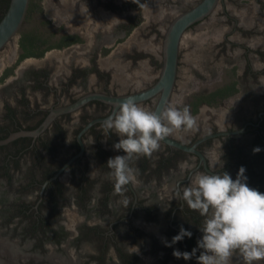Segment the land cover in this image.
I'll return each mask as SVG.
<instances>
[{
	"label": "flooded vegetation",
	"instance_id": "flooded-vegetation-1",
	"mask_svg": "<svg viewBox=\"0 0 264 264\" xmlns=\"http://www.w3.org/2000/svg\"><path fill=\"white\" fill-rule=\"evenodd\" d=\"M201 1L98 0L97 9L101 6L117 15L116 22L99 24L95 30H89L87 22L81 21L85 25L83 32H90L91 41L72 34L76 40L73 44L56 49L67 51L62 59L48 58L39 66L37 63L23 65L24 59L18 64L15 75L3 80L0 85V141L19 131L36 129L51 108L70 105L88 93L124 95L151 87L162 69L164 37L171 22ZM256 3L264 11V0H256ZM93 4L94 0H74L70 5L63 4L61 11L73 14L76 19L79 14L90 12L94 18L98 10H94ZM219 7L223 8L231 25L220 46L240 48L243 62L242 74L234 81L238 91L223 101L244 90L249 102L247 108L234 114L228 126L213 128L202 137L218 132L231 134L206 140L197 149L205 155L207 167L214 174L227 172L235 179L243 167L248 186L264 193V21L253 19L257 29L240 28L237 16L228 11L225 0H219L209 16L186 30L181 44L186 34L208 20ZM146 8L152 10L151 19L146 27H141ZM237 34L248 40L238 42ZM72 54H81V62H77L75 56L74 60L68 59ZM178 73L179 64L177 79ZM175 88L176 83L174 91ZM158 99L159 95L139 104L154 112ZM203 105L207 104H201L197 110ZM112 111L111 105L90 102L73 113L57 117L35 139L18 137L0 145V228L8 233L7 238L0 236V246L4 243L9 250L7 253L14 252L10 240L15 236L10 233L14 227L20 228L21 240L32 245V249L31 256L27 254L26 260L19 264H50L49 256H56V253L68 264H75L67 258L69 253L64 248L69 241L80 250L85 245L94 249L95 255L89 253L87 257L96 264H111L110 260L116 264H147L155 258H159L158 264H180L173 255L176 249L191 253L197 248L204 217L191 210L176 194L177 188L182 190L189 186L195 173H208L194 154L161 141L158 151L151 157H133L130 166L137 170V182L126 186L123 195H115L106 163L109 158L124 153L113 148L119 137L106 131L99 121L80 137L83 155L58 178L52 179L81 151L78 135L84 127L91 121L107 118ZM71 134L72 139H69ZM202 137L188 143L177 140L192 145ZM254 148L260 151L254 152ZM89 149L92 150L91 159L87 157ZM212 150L215 167L209 155ZM190 157L195 159L193 166L178 176L176 172ZM93 170H96L94 176L91 175ZM64 176L65 182L62 181ZM66 209L82 217L75 221L77 229L73 235L63 222ZM31 225H48L54 230L63 228L66 236L61 239L55 234L32 235L28 232ZM181 228L190 231L191 237L185 236L173 243V237ZM49 245H54L56 251L51 252ZM131 246L135 249L131 250ZM200 251L197 249L192 259L182 260L197 264ZM33 256L42 259L37 261ZM235 257L238 256L234 255V260ZM239 263L243 264L242 259Z\"/></svg>",
	"mask_w": 264,
	"mask_h": 264
},
{
	"label": "rangeland",
	"instance_id": "rangeland-1",
	"mask_svg": "<svg viewBox=\"0 0 264 264\" xmlns=\"http://www.w3.org/2000/svg\"><path fill=\"white\" fill-rule=\"evenodd\" d=\"M74 0H40V10L35 6L37 0H30V4L27 10L26 18L21 26L17 35L10 41L5 48L0 52V85L7 76L15 75L17 71V60L14 62L13 57L20 54L19 42L22 33H29L31 31H40L45 33L47 37H51V33H55L52 38V42L58 41L62 35L79 34V36L86 42L91 41L90 32H83L85 25L81 21H86V28L89 30H95L97 25H111L116 22L117 15L106 11L101 6L97 9L98 0H94V10H98L97 17H93L90 12H83L79 14L80 17L76 19L73 14H67L61 11L63 4L70 5ZM197 0H188L189 3ZM225 6L228 8L230 13L237 16L240 22V28H255L253 25V19L264 21V11L259 8L256 0H225ZM154 12V11H153ZM144 23L141 27H146V24L151 19L149 16L152 15V10L146 8L144 12ZM252 19V23H251ZM231 29V25L227 16L223 14V8L219 7L213 15L200 24L196 29L186 34L180 48V62H179V73L176 82V88L172 96L170 104L178 108L189 106L191 114L196 117L197 126L194 130H180L174 132L171 136L176 139L182 140L183 142H191L195 138L202 137L205 134L211 132L213 128H222L228 126L231 122L232 117L241 108H247L248 100L244 94V90L225 100L215 106L203 105L200 110L195 112L194 104L198 102V99L202 96L214 92L215 90L230 85L235 81L238 76L242 74L243 62L240 60V54L242 50L240 48L220 46L224 40V34ZM235 37V36H234ZM91 38V39H90ZM233 39V37H231ZM238 42L245 43L248 39L241 37L237 34ZM162 40V38H161ZM162 43V41L160 42ZM256 48V47H255ZM67 51L65 50H54L50 53L49 59H62ZM13 60V61H12ZM33 63L31 61L26 64ZM258 66V65H257ZM72 134L69 135V139H72ZM92 151H88V159H91ZM211 163L215 167V153L210 151L209 153ZM189 162H185L177 173L178 176H182L190 167L193 166L195 159L190 157ZM96 174V170L91 173L92 176ZM180 176V177H181ZM66 177L62 178L65 182ZM177 178L173 180L172 186ZM21 182V181H20ZM22 183V182H21ZM168 197V196H162ZM63 222L66 227L71 231L72 235L76 232L75 221L81 220V216L74 211L69 209L64 210ZM14 229L10 234L14 237L10 240L12 243V253H7L9 250L0 246V264H19L26 260L27 254L31 256L32 245L25 244L21 240V234L19 233L20 228ZM153 229V228H152ZM7 231L0 228V236L7 238ZM20 236V237H19ZM18 237V238H16ZM51 252L56 251L54 245L48 246ZM65 250L69 253L67 258H70L75 264H96L88 259L89 253L95 255L94 249L89 246H84L82 250L74 247L72 242L64 245ZM20 250V253L16 251ZM134 250V247H130ZM27 250V251H26ZM177 250V249H176ZM175 250V251H176ZM56 253V252H55ZM9 254V255H8ZM50 255V264H68L63 257L58 255ZM25 256V257H24ZM55 256V257H54ZM34 257V256H33ZM238 258V260H237ZM232 258V264H240L239 257ZM35 260L40 261L42 258L34 257ZM48 259V258H46ZM178 259V258H177ZM150 261V259L148 260ZM159 258L151 260L147 264H158ZM180 264H190L187 261H183L179 258ZM111 264H116L114 260H110ZM169 264H179L177 262H169ZM264 264V263H263Z\"/></svg>",
	"mask_w": 264,
	"mask_h": 264
},
{
	"label": "clouds",
	"instance_id": "clouds-1",
	"mask_svg": "<svg viewBox=\"0 0 264 264\" xmlns=\"http://www.w3.org/2000/svg\"><path fill=\"white\" fill-rule=\"evenodd\" d=\"M102 126L119 137L113 148L124 153L106 163L114 194L123 195L126 186L137 182V170L130 166L133 157H151L163 139L180 130H194L197 120L189 106L181 109L169 104L157 114L141 106L135 97H128L102 121ZM244 172L241 167L235 179L227 172H197L190 178L189 186L177 188L179 199L204 220L197 248L191 253L176 250V258L190 260L200 249L197 264H231L234 255L243 264L264 261V193L248 186ZM191 235L181 228L173 243Z\"/></svg>",
	"mask_w": 264,
	"mask_h": 264
},
{
	"label": "water",
	"instance_id": "water-1",
	"mask_svg": "<svg viewBox=\"0 0 264 264\" xmlns=\"http://www.w3.org/2000/svg\"><path fill=\"white\" fill-rule=\"evenodd\" d=\"M218 2L219 0H202L200 3H198L191 9L178 15L171 22L168 31L164 37L162 69L158 80L151 87L141 90L139 92L124 95H113L100 92L88 93L80 97L78 100H76L70 105L62 106L59 108H51L49 110L48 115L36 129L22 130L17 133L11 134L7 139L0 141V145L7 144L18 137H32L35 139L39 135L44 133L49 128V126L56 120L57 117L64 114L73 113L84 107L86 104L94 101H99L111 105L113 107V114L115 111L118 110L119 104L128 97H135L136 101L138 103H141L149 100L150 98H153L154 96L159 95V99L154 109V112H157V114H159L162 109L168 106L172 98L177 79L180 45L184 33L189 27L209 16L216 8ZM29 4L30 0H10L8 8L0 20V52L10 41H12V39L19 32L21 26L25 21ZM105 119L91 121L86 127H84V129L78 135V141L81 144V151L77 155L73 156L70 160H68L66 164L58 171V173H56V175L52 179L58 178L66 170V168H68L69 165H71L77 158L83 155L84 146L80 138L81 135L85 133L95 123L99 121H104ZM224 134L231 133L218 132L214 134H209L198 139L192 145L184 144L183 142L171 136L166 137L162 140V142L168 145L169 147L196 155L197 157H199L200 165L203 164L204 169L209 174H214L207 167L205 155L200 152L197 147L206 140ZM196 170L197 168L193 169L190 172L189 177Z\"/></svg>",
	"mask_w": 264,
	"mask_h": 264
},
{
	"label": "trees",
	"instance_id": "trees-1",
	"mask_svg": "<svg viewBox=\"0 0 264 264\" xmlns=\"http://www.w3.org/2000/svg\"><path fill=\"white\" fill-rule=\"evenodd\" d=\"M39 1L40 0H37L35 6L40 10L41 7L39 5ZM9 2L10 0H0V20L7 10ZM53 36H55L54 32L51 33V37H47L45 33L36 30L29 33H22L19 42L20 54L17 63L19 64L22 60L28 57H44L47 52L55 49L66 48L76 41L73 39L72 35H62L61 37H59L58 41L52 42ZM236 84V82H232L230 85L221 87L214 92H211L206 96H202L201 98H199L198 102L194 104L195 112L197 111L198 106H200L201 104H207L209 106L218 105L231 94L238 91V89L236 88ZM28 232L36 236H40L42 234L45 236L55 234L56 238L61 237V239L66 236L63 228L54 230L48 225H46L45 227L31 225L28 227ZM61 239H59L57 243H59Z\"/></svg>",
	"mask_w": 264,
	"mask_h": 264
},
{
	"label": "crops",
	"instance_id": "crops-1",
	"mask_svg": "<svg viewBox=\"0 0 264 264\" xmlns=\"http://www.w3.org/2000/svg\"><path fill=\"white\" fill-rule=\"evenodd\" d=\"M56 50V49H55ZM54 50H51V51H49V52H47L46 53V55L43 57V58H36V57H28V58H26L24 61H23V65L24 64H26L27 62H29V61H31V62H33L34 64L35 63H37L38 64V66L39 65H42V62H44V61H46V60H48V58H50L49 56H50V53L51 52H53ZM81 54H72L71 56H69V58L68 59H72V60H74V56H75V58H76V60H77V62H81V56H80ZM18 59V55H16V56H14L13 57V60H14V62H16V60ZM12 60V61H13ZM39 62V63H38Z\"/></svg>",
	"mask_w": 264,
	"mask_h": 264
}]
</instances>
